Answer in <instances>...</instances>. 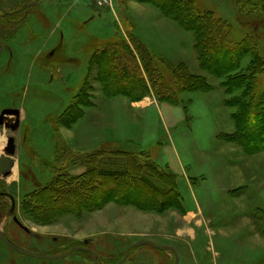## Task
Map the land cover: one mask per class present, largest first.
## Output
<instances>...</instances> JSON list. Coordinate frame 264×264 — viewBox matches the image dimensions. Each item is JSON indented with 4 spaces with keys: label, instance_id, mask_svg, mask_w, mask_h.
Returning <instances> with one entry per match:
<instances>
[{
    "label": "rangeland",
    "instance_id": "1",
    "mask_svg": "<svg viewBox=\"0 0 264 264\" xmlns=\"http://www.w3.org/2000/svg\"><path fill=\"white\" fill-rule=\"evenodd\" d=\"M32 1L0 0V8L12 13ZM167 1L188 2L195 9L191 8L190 14L210 13L233 30L234 42L248 41L250 51L239 61L234 77L250 73L257 62L264 64V0H249L256 6L241 14L233 0ZM156 12L159 14L135 0H37L20 12H0V38L5 40L0 57V112H20L18 120L5 117L9 119L0 126V152L8 136L15 139L16 146V172L13 168L6 181L0 180L13 197L16 212L9 216L0 213V231L13 244L46 255L87 248L99 264L118 263L125 249L140 241L172 246L178 264H264V152L245 154L236 144L225 143L223 137L235 132L232 114L236 110L226 102L241 97L247 86L226 95L223 81L201 69V38L190 32L178 35L154 19ZM128 18L150 48L156 50L159 35H170L159 41L165 56L174 63H185L188 72L203 78V88L208 89L182 93L175 104L160 102L156 92L147 90L141 105L153 104L159 110L152 107L134 112V135L144 136L153 162L174 176L161 177L167 183L163 184L165 193L171 196L162 205L161 215L154 213L158 204L148 203L135 192L137 204L149 211L119 206L114 200L88 212L101 205L103 191L92 185L97 179L92 170L104 153L117 146L82 150L75 138L77 134L82 138L85 126L99 131L109 124L119 128L124 121L116 107L126 113L133 111L130 106L135 102L102 92L96 67L98 51L115 40L116 34L132 45L127 36ZM189 24L196 29L201 25L196 19ZM171 35L181 37L180 43ZM136 59L140 62L138 56ZM257 77H264V65ZM165 80L172 83L169 72ZM85 134L93 139L100 133L86 130ZM168 137L175 152L171 150L166 158L163 147L169 144ZM56 143L71 150L62 158L66 168L62 180L61 173L44 165V160L54 162ZM89 152L93 154L87 155ZM81 153L90 156L89 162L81 160L86 158L79 156ZM175 155L181 159L180 166L175 165ZM164 162L170 167L162 165ZM109 184L105 185L120 200H131L122 198L123 186L117 193ZM147 191L143 188L141 193ZM173 260L171 251L139 246L127 254L123 264H173ZM0 264H93V259L84 251H73L60 260L30 258L0 240Z\"/></svg>",
    "mask_w": 264,
    "mask_h": 264
},
{
    "label": "trees",
    "instance_id": "2",
    "mask_svg": "<svg viewBox=\"0 0 264 264\" xmlns=\"http://www.w3.org/2000/svg\"><path fill=\"white\" fill-rule=\"evenodd\" d=\"M135 1L155 8L163 17L177 23L185 32L196 33L197 37L201 38L199 42L201 57L203 56L201 69L208 75L223 81L222 87L226 95L232 94L233 89L237 92L242 89L243 85L247 86V92H243L241 97L226 102L229 107L236 110L235 114H232L235 132L231 135H223L224 141L236 144L245 154L264 152V77H257L264 64L258 65L257 62L253 65L250 73L238 77L233 76L241 58L246 56V51H250V47H247L248 41L234 42L231 39V35H234L233 30L223 26L224 24L221 22L215 21V18H211L212 14L210 13L198 14V12L192 11L190 14L192 7L188 6V2L179 1L175 4L174 1L171 3L167 0ZM233 1L235 6H238L240 14L247 7L256 6L249 0ZM192 10L195 9L192 8ZM195 19L201 23V27L199 26L198 29L189 24ZM127 20L129 24L127 36L131 39L132 45L123 40L122 35L118 33L115 40L106 43L104 49L98 51L100 58H98L96 67L101 75L99 82L103 93L123 96L132 102H139L147 96V90H153L161 97L159 98L160 102L175 104L182 93L208 90L203 88L204 79L189 73L185 63H174L165 55L160 54L152 47L150 48L145 40L136 33L131 19ZM204 30H207V34L204 33ZM251 51H253L252 48ZM136 56L140 58V62L137 61ZM102 59L104 62L106 60V63H102ZM260 60L262 59L260 58ZM257 61L259 60L257 59ZM105 69L107 71L104 72ZM168 72L171 75V84L165 80V74ZM142 90H144L143 93ZM135 148L118 147L103 154L105 157L103 156L95 166V170H92L97 178L92 182V185L97 189H103L101 191L102 199L101 197L98 199H101V205L89 208L88 212L100 210L114 200H117L119 206L131 205L141 211H149L146 210V207L143 208L137 204L132 192L142 194L150 204H158L159 206L155 207L157 209L153 210L154 213L161 215L164 211L162 205H165L171 196L165 193L163 184L166 181L161 177L174 179V176L160 170L159 166L153 162L149 151L139 147ZM55 149L57 152L54 162L49 163L48 160H44V165L51 171L61 173L59 179L62 180L64 176L66 177V168L63 166L62 158L71 154V150L58 143L55 144ZM92 154L93 152H89L87 155ZM87 155L81 153L79 156H86L81 160L89 162L90 156ZM89 169L91 170V168ZM57 181L58 179L55 183ZM90 181L92 180H89V183ZM107 182L115 187L117 193L123 186L125 191H123L122 198L124 200L129 198L130 202H124L115 196L114 191L112 193L110 187L105 185ZM143 188L147 189L148 193H141ZM87 200L90 202L89 199ZM97 202L99 201H95V203Z\"/></svg>",
    "mask_w": 264,
    "mask_h": 264
},
{
    "label": "crops",
    "instance_id": "3",
    "mask_svg": "<svg viewBox=\"0 0 264 264\" xmlns=\"http://www.w3.org/2000/svg\"><path fill=\"white\" fill-rule=\"evenodd\" d=\"M154 19L156 21L166 23V25H168L175 33H177L180 36L186 34L185 31L177 23L167 20L160 13L158 14L156 12ZM168 37H170V35H167V34L159 35L157 41L155 42L156 50L160 54L166 55V52L164 51V48H162L159 45V41L161 40L162 42H164L165 40H167ZM171 37H173V36L171 35ZM173 38L177 39L178 43H180L181 37H179V38L173 37ZM117 99L118 98H116V100ZM143 100L144 99H142L139 102L133 103L132 104L133 108L130 106V109H133V111H131L129 113H126V111H125L126 109L123 110L124 108H122V107H120V109L117 107L115 108V109L122 112V116L120 117V119L124 121L123 123H120L119 128L112 125V124H109L108 126H102L103 128H101V129L104 130L105 133H102L101 132L102 130L99 131L98 129L90 127V126H85L84 128H82V138L81 137L79 138L78 134L75 137L76 139H78V144L81 145L82 150H93V149L97 148L98 146L111 144V145L117 146V148L118 147H128V146H138L139 148H142V149L148 151L147 147H149V145L145 144L146 142H145L144 136H140V134H138V133H136L134 135V133H133L134 130H137V129H135L137 122L135 121L136 116H134V112H135V110H145V109H149L152 107H154L155 110L158 111L159 108H157L153 104H144V105L142 104L141 105ZM125 105H124V107L126 108L128 106V104H125ZM125 115H126V117H125ZM86 130L96 131V133L99 132L100 133L99 137H93V139H90L89 136L87 137L85 134ZM164 133L166 135H168L166 132H164ZM167 139L169 141L170 137H168ZM173 146L174 145H172L171 141H169V144L163 147V151H164L163 154L166 155V158L168 156V153L171 152V150H173L175 152V149L173 148ZM175 159L177 161V163H175V165L180 166L181 165V162H180L181 159L178 157V155H175ZM162 165L170 167L169 162H164Z\"/></svg>",
    "mask_w": 264,
    "mask_h": 264
},
{
    "label": "water",
    "instance_id": "4",
    "mask_svg": "<svg viewBox=\"0 0 264 264\" xmlns=\"http://www.w3.org/2000/svg\"><path fill=\"white\" fill-rule=\"evenodd\" d=\"M37 0H34L32 2H29L27 3L25 6H23L22 8L16 10L15 12H20L22 10H25L26 8H29L31 7L32 5H34L36 3ZM0 12H2L3 14L5 15H8V14H13L15 12H12V13H8L6 12L3 8H0ZM19 110L18 109H3L0 113V125L3 124V120L5 117L7 116H19ZM6 149L5 151L8 153L9 156H13L14 154V150H15V146H14V138L13 137H8L6 139ZM12 165V160L11 159H8V158H5V157H1L0 158V174L1 173H4V174H7V169ZM14 222L16 224H18L19 226H21L17 220L15 218H13ZM0 240L10 249H12L13 251L21 254V255H24V256H27V257H30V258H35V259H41V260H60V259H63L65 257H68L72 254L73 251H86L88 252L91 256H92V259H93V264H99L97 262V259H96V255L94 252H92L91 250L87 249V248H82V247H73L71 248L70 250H68L67 252H64L62 254H58V255H53V256H49V255H44V254H40V253H36V252H32V251H28V250H25L15 244H13L11 241H9L4 235L3 233L0 231ZM139 246H149V247H152L154 249H157V250H160V251H171L174 255V261H173V264H178V256H177V252L176 250L172 247V246H161V245H157V244H154L152 242H149V241H140V242H135L133 244H131L130 246H128L125 251H124V254H123V257L121 258V260L116 263V264H123L125 261H126V258H127V254L134 248L136 247H139Z\"/></svg>",
    "mask_w": 264,
    "mask_h": 264
},
{
    "label": "flooded vegetation",
    "instance_id": "5",
    "mask_svg": "<svg viewBox=\"0 0 264 264\" xmlns=\"http://www.w3.org/2000/svg\"><path fill=\"white\" fill-rule=\"evenodd\" d=\"M4 48H5V40H3V39H1L0 38V57H1V55H2V53H3V51H4ZM1 113V112H0ZM5 122H6V120H5V118H4V120H3V124H5ZM2 124V125H3ZM1 126V125H0ZM8 127V126H7ZM8 137H11V136H8ZM8 137H6V139L8 138ZM6 142H5V144L3 145V147L1 148V152H0V158L3 156V157H5V158H8V159H11L12 160V165L7 169V174H4V173H1L0 174V180H3V181H6V179L7 178H9L11 175H12V170H13V168L15 167V159H14V156H15V153H16V146H15V139H14V146H15V150H14V154H13V156H9L8 155V153L5 151V149H6ZM24 151H27V153H29L28 151V149H24ZM30 154V153H29ZM31 155V154H30ZM29 155V156H30ZM31 158V157H30ZM35 162H38L39 164H40V162H39V158L37 157V158H35L34 156H33V158H32ZM5 199H8V200H10V204H8V202L7 201H5ZM16 212V204H15V201H14V199H13V197L11 196V194L8 192V191H6V188H5V185L4 184H2L1 182H0V213H4V214H6V215H13L14 213ZM3 243V242H2ZM4 244V243H3ZM5 245V244H4ZM84 252H86V251H84ZM86 253H88V252H86ZM41 254V253H40ZM62 254V253H61ZM44 255H46V254H44ZM49 256H53V255H49ZM92 257V256H91Z\"/></svg>",
    "mask_w": 264,
    "mask_h": 264
},
{
    "label": "bare ground",
    "instance_id": "6",
    "mask_svg": "<svg viewBox=\"0 0 264 264\" xmlns=\"http://www.w3.org/2000/svg\"><path fill=\"white\" fill-rule=\"evenodd\" d=\"M7 117H10V116H7ZM14 118H15V120H18L19 118H20V113H19V116L17 117V116H14ZM9 118H7V120H8ZM6 120V121H7ZM1 145V144H0ZM2 146V145H1ZM0 146V147H1ZM13 172L15 173L16 172V168H14V170H13ZM127 259V258H126ZM174 261V260H173Z\"/></svg>",
    "mask_w": 264,
    "mask_h": 264
}]
</instances>
